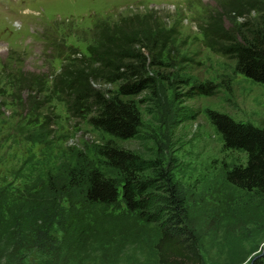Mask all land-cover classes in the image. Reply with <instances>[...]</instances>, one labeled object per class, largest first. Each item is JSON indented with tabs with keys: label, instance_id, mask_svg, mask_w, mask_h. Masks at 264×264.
<instances>
[{
	"label": "rangeland",
	"instance_id": "1",
	"mask_svg": "<svg viewBox=\"0 0 264 264\" xmlns=\"http://www.w3.org/2000/svg\"><path fill=\"white\" fill-rule=\"evenodd\" d=\"M227 5L229 0H0V86L5 93L0 95V189L24 190L71 151L92 156L95 144L114 139L146 159L160 160L169 172L183 198V220L198 237L201 264H254V254L264 250V198L227 181V168L246 163L247 155L226 148L206 114L212 108L236 120L264 124V83L236 73L234 61L208 47L201 32L219 20ZM153 10L166 29L175 30V43L164 53L167 65L157 68L170 77L158 83L156 94L128 97L139 103L140 132L115 139L90 124L92 113L69 111L64 94L52 93V82L64 65L87 54L98 18ZM250 15L257 19L259 13ZM247 18L220 21L231 31ZM25 73L44 76L45 90L14 87L11 78ZM207 81L215 85L210 93L190 92L192 85ZM94 85L106 91L116 88L105 82ZM104 171L121 180L115 168ZM144 174L154 179L148 196L151 211H157L165 207L161 200L170 185L153 169ZM84 209L88 216L67 235L85 245L71 264H161L156 244L165 218L146 220L121 199ZM26 260L39 264V250Z\"/></svg>",
	"mask_w": 264,
	"mask_h": 264
},
{
	"label": "trees",
	"instance_id": "2",
	"mask_svg": "<svg viewBox=\"0 0 264 264\" xmlns=\"http://www.w3.org/2000/svg\"><path fill=\"white\" fill-rule=\"evenodd\" d=\"M224 9L222 18H248L235 23L231 31L223 29L221 17L213 19L201 28L207 46L232 59L236 73L264 83V0H229ZM253 11L259 13L257 19L250 15ZM153 12L157 11L98 18L88 39L87 54L64 65L52 82V93L64 94L69 111L92 113L90 124L115 139L134 138L140 132L139 103L128 97L144 91L156 94L158 83L170 77L157 68L167 65L164 53L175 43V30L166 29ZM11 79L21 90H45V77L38 74H17ZM95 82L111 83L116 88L106 91L95 87ZM214 87L207 81L192 85L190 92L208 94ZM1 88L0 95H4ZM206 114L225 147L247 155L246 163L227 168V181L264 198V124L236 120L212 108L206 109ZM91 154L73 150L43 177L31 180L24 190L7 193L0 189V264H28V254L38 250L39 264H71L76 251L85 247L67 239L88 216L82 207L112 205L120 199L129 211L140 212L146 220L159 222L165 218L156 244L161 264L202 263L198 237L183 220V198L177 195L160 160L146 159L114 139L95 144ZM104 167L118 170L121 180L107 175ZM146 169H153L170 185L161 200L165 207L157 211L150 208L148 195L154 179L145 177ZM254 264H264V255Z\"/></svg>",
	"mask_w": 264,
	"mask_h": 264
},
{
	"label": "water",
	"instance_id": "3",
	"mask_svg": "<svg viewBox=\"0 0 264 264\" xmlns=\"http://www.w3.org/2000/svg\"><path fill=\"white\" fill-rule=\"evenodd\" d=\"M263 247H264V245H263ZM258 253L254 254L255 256H254L253 260H255L257 257H259L260 255H262L264 253V250H263L262 253H260V251ZM252 264H253V262H252Z\"/></svg>",
	"mask_w": 264,
	"mask_h": 264
}]
</instances>
